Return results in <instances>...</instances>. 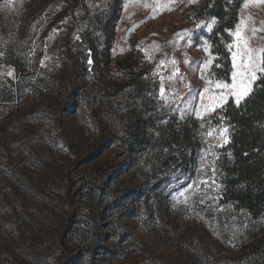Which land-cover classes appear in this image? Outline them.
<instances>
[{
	"label": "rangeland",
	"instance_id": "obj_1",
	"mask_svg": "<svg viewBox=\"0 0 264 264\" xmlns=\"http://www.w3.org/2000/svg\"><path fill=\"white\" fill-rule=\"evenodd\" d=\"M105 1L0 5V264H264V228L249 234L217 197L213 161L226 127H206L195 177L154 211L143 150L114 138L136 104L102 113L117 62L140 51L159 113L205 120L200 96L207 103L221 91L209 81H224L211 75L213 20L192 19L198 0H124L107 22ZM185 30L191 46L177 36ZM236 31L264 49V0L244 1Z\"/></svg>",
	"mask_w": 264,
	"mask_h": 264
},
{
	"label": "trees",
	"instance_id": "obj_2",
	"mask_svg": "<svg viewBox=\"0 0 264 264\" xmlns=\"http://www.w3.org/2000/svg\"><path fill=\"white\" fill-rule=\"evenodd\" d=\"M3 1L0 0V5ZM83 1L76 0L75 5ZM123 1H105L107 22L113 20L116 4ZM244 1L198 0L193 9L194 21L215 20L205 34L214 58L211 75L228 83L232 62L227 45L234 40L231 33L239 23ZM93 60L96 65L97 57ZM142 60L144 55L140 51L119 60L109 83L100 92V99L102 113L108 116L114 111L120 116L119 112L123 114L136 104L134 114L125 115L115 128L114 138L131 139L143 150L139 159L148 171L149 206L158 211L168 194L180 190L195 177L196 162L205 147L206 127L223 126L228 128V141L216 149L213 161L219 203L250 223L249 234L264 228V78L254 83L252 94L239 107L231 98L205 120L197 121L159 113L162 102L157 82L147 80L148 66ZM2 62L0 55V65ZM260 256L263 260L264 255Z\"/></svg>",
	"mask_w": 264,
	"mask_h": 264
},
{
	"label": "snow or ice",
	"instance_id": "obj_3",
	"mask_svg": "<svg viewBox=\"0 0 264 264\" xmlns=\"http://www.w3.org/2000/svg\"><path fill=\"white\" fill-rule=\"evenodd\" d=\"M195 0H189V3H194ZM155 15V10H154ZM154 15L149 18H154ZM215 23V20H213ZM197 27H200L199 25ZM209 30H211V25H208ZM235 37V45L228 44L227 47L231 52V82L224 81H209L210 84L214 83L217 89H220L218 95L209 94L207 95V103L204 102L205 96H200V108L196 112V115L200 119H204L203 114H210L215 112L218 107H221L226 100V95L234 98L236 105L239 107L241 102L250 96L253 92L252 85L261 78H264V49H252L249 47L248 43L245 41L244 37L241 36L239 31L231 33ZM177 36L186 40L191 46L192 43V33L188 30H185L183 33H177ZM235 47V51H232ZM211 61H208L210 63ZM43 63V61L41 62ZM161 63H164L163 61ZM175 64V60L172 61ZM185 63H190L189 60H185ZM204 67H207V64H204ZM198 70L203 72L202 68L198 67ZM178 72V69L176 70ZM259 74V75H258ZM11 75V73H9ZM189 92L191 93V88L189 86ZM211 92L210 87H205L203 93L207 94ZM161 98H165V89L163 84L160 88ZM228 132V128H222L220 131V136L222 139L224 133ZM208 135H212V132H208ZM183 195V193H181Z\"/></svg>",
	"mask_w": 264,
	"mask_h": 264
}]
</instances>
